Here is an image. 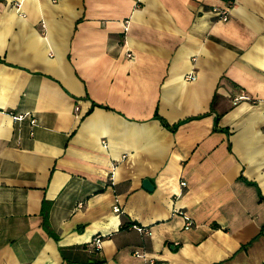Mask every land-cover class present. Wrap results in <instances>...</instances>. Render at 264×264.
I'll use <instances>...</instances> for the list:
<instances>
[{
  "label": "crops",
  "instance_id": "0c3cea01",
  "mask_svg": "<svg viewBox=\"0 0 264 264\" xmlns=\"http://www.w3.org/2000/svg\"><path fill=\"white\" fill-rule=\"evenodd\" d=\"M230 1L0 0V264H264V0Z\"/></svg>",
  "mask_w": 264,
  "mask_h": 264
},
{
  "label": "built area",
  "instance_id": "2783aa9c",
  "mask_svg": "<svg viewBox=\"0 0 264 264\" xmlns=\"http://www.w3.org/2000/svg\"><path fill=\"white\" fill-rule=\"evenodd\" d=\"M233 4V0H231L228 4V6L226 8H224L221 11H217V14L220 16L221 20L225 21L228 19V13L230 11L231 5ZM186 80L188 81H194L196 79V75L194 74H188L186 77ZM240 98H245V97H240ZM29 114H16L13 116V119L18 122L23 120L26 116H28ZM31 124L32 126H35L36 124V120L34 118H31ZM120 210V208L118 206L114 207V211L118 212ZM187 225H190V223H188ZM133 228H135L137 231L141 232V233H147L146 228L142 227V226H138V225H133ZM101 242H102V238L99 236L94 237L93 239V243L95 244L97 249H100L101 247ZM136 256H143V254H140L139 252H135Z\"/></svg>",
  "mask_w": 264,
  "mask_h": 264
},
{
  "label": "water",
  "instance_id": "95a60500",
  "mask_svg": "<svg viewBox=\"0 0 264 264\" xmlns=\"http://www.w3.org/2000/svg\"><path fill=\"white\" fill-rule=\"evenodd\" d=\"M142 186L147 191H152L153 190V185L148 179H144L143 180Z\"/></svg>",
  "mask_w": 264,
  "mask_h": 264
}]
</instances>
